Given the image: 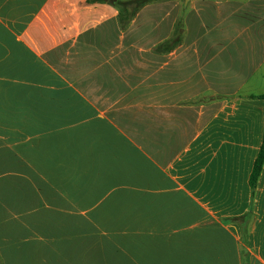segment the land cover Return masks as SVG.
Segmentation results:
<instances>
[{
	"label": "crops",
	"instance_id": "obj_1",
	"mask_svg": "<svg viewBox=\"0 0 264 264\" xmlns=\"http://www.w3.org/2000/svg\"><path fill=\"white\" fill-rule=\"evenodd\" d=\"M263 66L264 0H0L4 264H264Z\"/></svg>",
	"mask_w": 264,
	"mask_h": 264
},
{
	"label": "trees",
	"instance_id": "obj_2",
	"mask_svg": "<svg viewBox=\"0 0 264 264\" xmlns=\"http://www.w3.org/2000/svg\"><path fill=\"white\" fill-rule=\"evenodd\" d=\"M145 2L146 1H136L134 3H127V4L118 3L117 4L119 8L118 21L120 27H127L134 19L138 10L144 5ZM183 35H184V22H183V18L180 17L174 24V28L172 30V34L170 35V37L158 43L153 48V51L157 53H166L167 51L173 50L181 41ZM259 97H264V93L260 94ZM263 163H264V133L258 154L253 162V166L249 175V184L251 186L252 191L256 187V183L260 175V172L262 170ZM232 219L237 220V218L234 217ZM0 264H4L1 255H0Z\"/></svg>",
	"mask_w": 264,
	"mask_h": 264
},
{
	"label": "rangeland",
	"instance_id": "obj_3",
	"mask_svg": "<svg viewBox=\"0 0 264 264\" xmlns=\"http://www.w3.org/2000/svg\"><path fill=\"white\" fill-rule=\"evenodd\" d=\"M263 75H264V66L261 68V70L259 71V73L252 79V82L256 85H262L264 84V78H263ZM190 149L192 151H188L187 153H185L186 155L188 154H192L193 150H194V146H191ZM184 155V156H186Z\"/></svg>",
	"mask_w": 264,
	"mask_h": 264
}]
</instances>
